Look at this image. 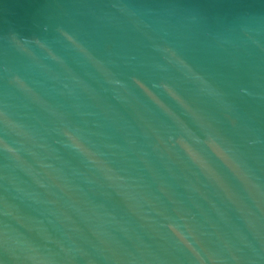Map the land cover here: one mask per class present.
Masks as SVG:
<instances>
[{
    "label": "water",
    "instance_id": "95a60500",
    "mask_svg": "<svg viewBox=\"0 0 264 264\" xmlns=\"http://www.w3.org/2000/svg\"><path fill=\"white\" fill-rule=\"evenodd\" d=\"M0 264H264V0H0Z\"/></svg>",
    "mask_w": 264,
    "mask_h": 264
}]
</instances>
